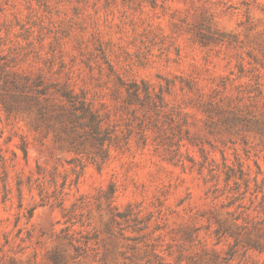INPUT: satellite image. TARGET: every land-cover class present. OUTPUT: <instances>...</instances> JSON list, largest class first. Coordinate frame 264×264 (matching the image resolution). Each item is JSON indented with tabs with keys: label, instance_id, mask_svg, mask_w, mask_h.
I'll list each match as a JSON object with an SVG mask.
<instances>
[{
	"label": "rangeland",
	"instance_id": "374dc122",
	"mask_svg": "<svg viewBox=\"0 0 264 264\" xmlns=\"http://www.w3.org/2000/svg\"><path fill=\"white\" fill-rule=\"evenodd\" d=\"M0 155V264H264V0H0Z\"/></svg>",
	"mask_w": 264,
	"mask_h": 264
},
{
	"label": "trees",
	"instance_id": "16d2710c",
	"mask_svg": "<svg viewBox=\"0 0 264 264\" xmlns=\"http://www.w3.org/2000/svg\"><path fill=\"white\" fill-rule=\"evenodd\" d=\"M24 151H25V150H24ZM25 154H26V151H25ZM0 158H1V160L3 159L2 155H0ZM32 215H33V213L29 211V216H28V218L31 219V218H32Z\"/></svg>",
	"mask_w": 264,
	"mask_h": 264
}]
</instances>
